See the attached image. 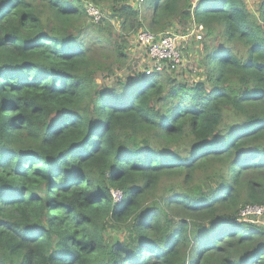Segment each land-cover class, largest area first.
<instances>
[{"label": "trees", "instance_id": "obj_1", "mask_svg": "<svg viewBox=\"0 0 264 264\" xmlns=\"http://www.w3.org/2000/svg\"><path fill=\"white\" fill-rule=\"evenodd\" d=\"M86 1L0 0V264H264L240 217L264 205V0H144L151 33L204 27L198 79L111 89L95 76L125 39L103 47Z\"/></svg>", "mask_w": 264, "mask_h": 264}, {"label": "rangeland", "instance_id": "obj_2", "mask_svg": "<svg viewBox=\"0 0 264 264\" xmlns=\"http://www.w3.org/2000/svg\"><path fill=\"white\" fill-rule=\"evenodd\" d=\"M112 2L113 0H103L100 3L98 2V4L96 5L102 16V19L100 21L101 23L99 22V24H93L90 21L93 24L92 25L91 23H89L87 17L86 20H84V26L92 28V30L97 33L96 37L100 38L99 41L103 43V47H107V43L105 42L108 39L104 38H106L109 33L112 35L113 39H110L112 42H119L125 39L126 60L118 63L115 61V58L112 54H108L105 60L107 69L95 76V82L98 88H118V81L128 82L130 81L129 77H131L133 73H140L152 67V63L148 59L147 51L138 42V32L140 31V29H146V21L144 20L147 18L148 12L145 11L143 7L140 8V21L142 25L141 28L137 30L138 32H132L131 29L124 31L120 29L119 19H117L118 17L115 15L114 17H112L111 15L112 8L114 6ZM191 25V22L184 24L183 22L177 20L173 27H171L169 30H172L176 34H185L188 31V27H190ZM130 30L131 32H126ZM120 37H123L124 39ZM197 46H199V44H195L191 39L188 40L186 44H184V42L179 44V49L183 55V64L175 71L174 76L190 81L198 79V77L195 75V70L193 69V66H195V64L193 63L192 57L188 55L189 52L193 54L194 48H196ZM108 49L110 50V46ZM116 198L118 197L116 196ZM242 219L243 221L251 222L255 226L264 228L263 216H249Z\"/></svg>", "mask_w": 264, "mask_h": 264}, {"label": "built area", "instance_id": "obj_3", "mask_svg": "<svg viewBox=\"0 0 264 264\" xmlns=\"http://www.w3.org/2000/svg\"><path fill=\"white\" fill-rule=\"evenodd\" d=\"M127 2H135L140 4L144 0H126ZM85 10L89 21L93 24H99L102 19L101 13L97 6L92 3H85ZM101 23V22H100ZM205 36V29L202 25L192 23L188 27V31L185 34H176L172 30H167L163 33L154 34L146 29H140L138 32V42L147 51L148 59L152 63V67L145 71L146 74L153 72H161L165 66L172 64L177 68L183 64V55L179 49V44L188 40H193L195 44L202 41ZM115 200L121 199V194L112 192ZM116 196L118 198H116ZM249 216H263L264 217V205L263 206H246L241 212L240 217L246 218Z\"/></svg>", "mask_w": 264, "mask_h": 264}, {"label": "clouds", "instance_id": "obj_4", "mask_svg": "<svg viewBox=\"0 0 264 264\" xmlns=\"http://www.w3.org/2000/svg\"><path fill=\"white\" fill-rule=\"evenodd\" d=\"M87 2H89V3H92V2H90V1H86V2H84L83 3V7L85 6V3H87ZM93 5H95L94 3H92ZM96 6V5H95ZM84 10H85V7H84ZM85 13H86V10H85ZM86 16H87V14H86ZM88 18V17H87ZM88 21H89V19H88ZM194 22V21H193ZM193 22H191V23H193ZM89 23H91L90 21H89ZM92 24V23H91ZM197 24V23H196ZM93 25V24H92ZM200 25V24H199ZM94 26H96V25H94Z\"/></svg>", "mask_w": 264, "mask_h": 264}]
</instances>
